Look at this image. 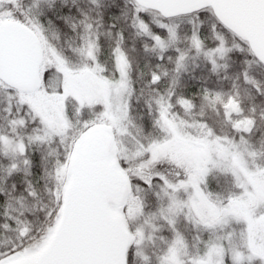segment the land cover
<instances>
[{
	"label": "snow or ice",
	"instance_id": "1",
	"mask_svg": "<svg viewBox=\"0 0 264 264\" xmlns=\"http://www.w3.org/2000/svg\"><path fill=\"white\" fill-rule=\"evenodd\" d=\"M0 264H264V0H0Z\"/></svg>",
	"mask_w": 264,
	"mask_h": 264
}]
</instances>
